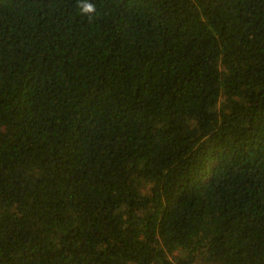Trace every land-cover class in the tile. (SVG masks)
I'll list each match as a JSON object with an SVG mask.
<instances>
[{
	"label": "trees",
	"instance_id": "1",
	"mask_svg": "<svg viewBox=\"0 0 264 264\" xmlns=\"http://www.w3.org/2000/svg\"><path fill=\"white\" fill-rule=\"evenodd\" d=\"M0 0V264H264V0Z\"/></svg>",
	"mask_w": 264,
	"mask_h": 264
},
{
	"label": "clouds",
	"instance_id": "2",
	"mask_svg": "<svg viewBox=\"0 0 264 264\" xmlns=\"http://www.w3.org/2000/svg\"><path fill=\"white\" fill-rule=\"evenodd\" d=\"M79 15L93 22L99 15L94 0H77L76 4Z\"/></svg>",
	"mask_w": 264,
	"mask_h": 264
}]
</instances>
